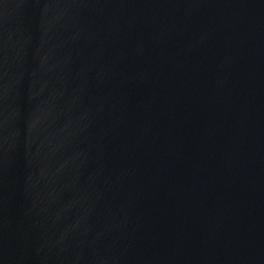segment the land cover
Listing matches in <instances>:
<instances>
[{
  "label": "water",
  "instance_id": "obj_1",
  "mask_svg": "<svg viewBox=\"0 0 264 264\" xmlns=\"http://www.w3.org/2000/svg\"><path fill=\"white\" fill-rule=\"evenodd\" d=\"M0 264H264V0H0Z\"/></svg>",
  "mask_w": 264,
  "mask_h": 264
}]
</instances>
